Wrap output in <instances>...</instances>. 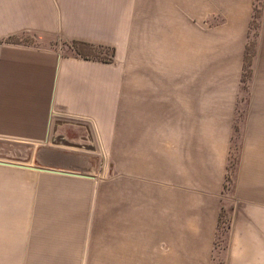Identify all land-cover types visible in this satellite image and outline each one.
<instances>
[{
  "label": "crops",
  "instance_id": "0c3cea01",
  "mask_svg": "<svg viewBox=\"0 0 264 264\" xmlns=\"http://www.w3.org/2000/svg\"><path fill=\"white\" fill-rule=\"evenodd\" d=\"M253 1L0 0V139L125 150L108 205L93 177L0 162V264H264Z\"/></svg>",
  "mask_w": 264,
  "mask_h": 264
},
{
  "label": "water",
  "instance_id": "95a60500",
  "mask_svg": "<svg viewBox=\"0 0 264 264\" xmlns=\"http://www.w3.org/2000/svg\"><path fill=\"white\" fill-rule=\"evenodd\" d=\"M101 156L92 146L78 148L75 145L39 143L0 139V162L15 165H29L69 174L94 177L100 171ZM113 163L106 165L105 174L112 175Z\"/></svg>",
  "mask_w": 264,
  "mask_h": 264
},
{
  "label": "rangeland",
  "instance_id": "374dc122",
  "mask_svg": "<svg viewBox=\"0 0 264 264\" xmlns=\"http://www.w3.org/2000/svg\"><path fill=\"white\" fill-rule=\"evenodd\" d=\"M261 4V6H260ZM260 9L263 7V2L259 1V6ZM261 11H259V13H257L256 15H258L257 17L259 18V16ZM21 42L23 43H27V44H34V39L31 36H22L20 39ZM45 45H49L53 48H57L59 50H65L68 53H71V50H69V43L67 41V39L63 38V37H56V38H51L46 40L45 42H42ZM70 51V52H69ZM92 53L94 54L95 52L92 50ZM103 56H107V51L104 52ZM100 146H102L100 144ZM115 147L118 146L119 148L116 149H99L100 153L102 154L103 158L101 160V166H100V171L97 175H95L93 178L94 180L98 181L97 182V196H101V200L100 202L105 205H108V200H109V188H108V177L105 174L106 171V165L108 162L112 161L115 162L116 167H117V172H121L124 170V158H125V150H124V143H118L114 145ZM95 152V151H94ZM233 169V168H232ZM229 170V172L226 173V178H225V188H229L231 187V179L233 177V171ZM98 201V198H97ZM96 204V203H95ZM99 205V203H98ZM95 220V215H93L92 218V223ZM92 225V224H91ZM93 235H94V231L91 230V235H90V240H89V250L88 252L90 254L93 253ZM86 264H94L92 261L91 262H87Z\"/></svg>",
  "mask_w": 264,
  "mask_h": 264
},
{
  "label": "trees",
  "instance_id": "16d2710c",
  "mask_svg": "<svg viewBox=\"0 0 264 264\" xmlns=\"http://www.w3.org/2000/svg\"><path fill=\"white\" fill-rule=\"evenodd\" d=\"M259 1L260 2H263L264 3V0H254L253 1V4H252V9H251V18H250V23H249V31L252 33L253 32V37L256 36V30L260 24V16L259 18L257 17L258 15H256L257 13H259V11H261L260 7L258 8L259 6ZM261 6V4H260ZM261 14V13H260ZM253 42H254V38L252 39ZM73 45L76 46L77 42L76 41H71ZM248 43H250V39L248 41ZM250 44H247V51H246V55H245V64H244V68H243V73H242V76H241V80L244 82L247 78V76L249 75V70L246 69V65L247 64H250L249 60L251 59L250 57V48L249 46ZM94 55L93 57H96V58H102V56H100V52L98 51H94ZM247 62V63H246ZM233 168V169H232ZM235 161H234V157H232V154H231V157L229 156V161H228V164H227V172H229V170L232 169L233 171V177L231 179V187L234 185V173H235ZM226 178V176H225Z\"/></svg>",
  "mask_w": 264,
  "mask_h": 264
}]
</instances>
